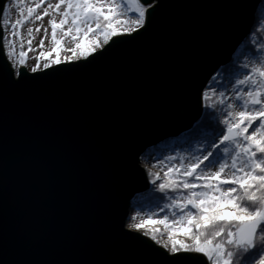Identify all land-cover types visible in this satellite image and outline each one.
<instances>
[{
  "label": "water",
  "instance_id": "water-1",
  "mask_svg": "<svg viewBox=\"0 0 264 264\" xmlns=\"http://www.w3.org/2000/svg\"><path fill=\"white\" fill-rule=\"evenodd\" d=\"M259 3L155 0L138 32L18 80L0 27V264H171L124 226L130 198L150 186L139 156L200 118L205 82Z\"/></svg>",
  "mask_w": 264,
  "mask_h": 264
},
{
  "label": "snow or ice",
  "instance_id": "snow-or-ice-1",
  "mask_svg": "<svg viewBox=\"0 0 264 264\" xmlns=\"http://www.w3.org/2000/svg\"><path fill=\"white\" fill-rule=\"evenodd\" d=\"M23 0H5L0 10V27L11 31L3 37L4 54L11 64L10 74L22 78L21 69L28 59H35L31 72L48 69L61 63L87 60L102 52L116 37L131 35L144 28L155 0H35L24 14ZM42 12H38L43 5ZM17 10L13 22L10 14ZM132 12L135 18L128 16ZM50 17V49L45 50L41 38L39 53L31 47L33 28L27 29L30 37L28 52L17 56L16 44L9 37H20L18 26L27 22L42 21ZM34 17V21L32 18ZM59 17V19H57ZM122 17H127L122 19ZM42 25L35 28L41 31ZM47 35L48 28H43ZM264 29L257 28L252 35L258 59L233 65L235 72L243 73L231 83V89L219 83L216 77L203 93L211 131L204 143L193 150L187 159L171 163L175 157L159 160L151 155L145 161L155 160L152 167L164 166L163 177L153 174L151 183L162 194L156 212L147 214L129 228L142 231L164 250L171 264H195L202 254L210 264H264ZM66 38L73 46L67 47ZM62 53H70L64 54ZM224 79H227L225 77ZM224 88V91H220ZM219 118H216V114ZM159 181V183H157ZM134 214L132 219L135 220ZM162 226V228L160 227ZM166 235L167 239H164Z\"/></svg>",
  "mask_w": 264,
  "mask_h": 264
},
{
  "label": "rangeland",
  "instance_id": "rangeland-1",
  "mask_svg": "<svg viewBox=\"0 0 264 264\" xmlns=\"http://www.w3.org/2000/svg\"><path fill=\"white\" fill-rule=\"evenodd\" d=\"M263 1L264 0H262V2ZM51 2L55 3L56 0H51ZM34 3H35V0H23V3L21 4V8L23 9L25 15L27 14V8L33 7ZM4 4H5V1L3 3V6H4ZM260 5H261V3L258 4V6H257L258 9L256 8L257 10L255 12V15H254L255 19L253 22L254 25H251V27L253 26V29H250L249 34L244 37V39L242 40L240 45L235 49L230 60L227 62L228 64L225 63L223 66H220L205 82V84L201 90V106L202 107H203L204 101H205L203 98V93L207 88L212 86L210 84V81H212L214 77H216L218 79L219 83L225 84L228 89H231V83L230 82H234V80L236 78H241L242 74H243L240 72H235L233 65H238L240 63H249L250 60L254 61L255 59L259 58L260 53L257 52L255 56L253 55V53L255 52V44L253 42L256 41L258 38L256 36H253L252 33L257 28L264 29V6L259 8ZM46 6H47V4L43 5L42 8L38 9L37 11L42 12L43 7H46ZM2 9H3V7H2ZM128 16L135 18L134 14L132 12H129ZM49 18L50 17H48V16H44L42 21H35V22L30 21V22L25 23L23 26H18V30L20 31V37H11V36L9 37V39H13L15 41L17 56L19 55V52L21 51V48H20L21 43L23 44V51L28 52V47H29L28 46V40L30 39V37L27 34V29L29 27L33 28V30H34L33 36L35 38L32 39L31 47L36 49V51L35 52H28V55L30 57H35L36 55H38L39 50H40L38 46H39L41 38L45 39V50L50 49V46H51L50 45L51 28L48 25V19ZM126 18L127 17H122V19H126ZM10 19L13 22L17 19V10L16 9H13L11 11ZM57 19H59V17H57ZM32 20L34 21V17L32 18ZM38 25H42V28H41V31L39 33H36L35 28ZM43 28H48L47 35H45ZM1 29H2L1 46H2V49L4 51L3 37L8 35V33L11 31V28L9 27L7 30H5L1 27ZM261 35H264V32H262ZM260 43H264V41H260ZM65 44L67 47L73 46L70 38H66ZM64 54H70V53H62V55H64ZM35 63H36L35 59H32V58L28 59L26 69L28 71H31V67L33 65H35ZM225 77H227V79H224ZM219 90L224 91L225 89L220 88ZM205 103H206V101H205ZM212 111H213L212 109L207 108L206 113H209ZM209 118L212 119L211 116ZM216 118L217 119L219 118L218 113L216 114ZM194 125L195 124H193V126L190 128L191 130L194 128ZM200 128H202V129H200L197 132L188 133V131L190 129L182 132L185 135L183 134L181 138H179V137L168 138L169 144L166 146H160L156 143L152 147H149L142 154H140L139 165L143 168L144 171L150 170L153 174L159 173V175L161 177H163V172L167 171V168L164 166L152 167V164L155 163L156 161L155 160L145 161V159L143 157L151 155L153 157H158L159 160H165V158H167V157H175L176 159H174L171 163L178 164L179 158L181 156H183V157H185V159H187L191 154H193V150L195 148H197L200 144L205 142L204 137L208 134L209 131H211V128L209 126H205V127L202 126ZM152 178H153L152 176H150V178L149 177L147 178V183L150 185L148 189H146L142 193L134 194L130 198L131 202H130V206L128 208V213H127V216H126V219L124 222L125 227L129 228L130 223H138L140 219L146 218L147 214H149L151 212H156L157 208L155 207V205L157 203H159L162 206L164 203L167 202L166 200L158 199L162 194L156 195L155 197L151 198L148 201L145 200V198H147V196L150 195L151 191H155V186L151 183ZM157 183H159V181H157ZM137 213H140V215H137L136 219L133 220L132 216L134 214H137ZM160 227L162 228V226H160ZM131 230H133V229H131ZM142 231L143 230L137 231V232L142 234ZM145 237H147V236H145ZM164 239L165 240L167 239L166 235L164 236ZM208 263L210 264L209 261H208ZM257 264H259V261Z\"/></svg>",
  "mask_w": 264,
  "mask_h": 264
},
{
  "label": "trees",
  "instance_id": "trees-1",
  "mask_svg": "<svg viewBox=\"0 0 264 264\" xmlns=\"http://www.w3.org/2000/svg\"><path fill=\"white\" fill-rule=\"evenodd\" d=\"M260 3H261V5L259 6V8H261V7H263L264 6V1L262 2V0L260 1ZM258 9V8H257ZM256 9V10H257ZM256 10H255V12H256ZM254 19L255 18H253V21H254ZM254 25V24H253ZM251 29H253V26H252V28ZM248 38V37H247ZM246 44V43H245ZM228 64V63H227ZM223 66V65H222ZM207 112V107H206V103H205V101H204V105H203V107H202V112H201V116H200V118L194 123L195 125H194V128L191 130H189L188 131V133H191V132H197V131H199L200 129H202V128H200V127H205V126H209V121L211 120L209 117L210 116H208V113H206ZM142 193V192H141ZM139 194V193H138ZM160 193H158V192H156V191H151V193H150V195L149 196H147V198H145V200L146 201H148V200H150L151 198H153V197H155L156 195H159ZM207 259V258H206ZM258 261H259V257H257L256 258V260H255V262H254V264H257L258 263Z\"/></svg>",
  "mask_w": 264,
  "mask_h": 264
},
{
  "label": "bare ground",
  "instance_id": "bare-ground-1",
  "mask_svg": "<svg viewBox=\"0 0 264 264\" xmlns=\"http://www.w3.org/2000/svg\"><path fill=\"white\" fill-rule=\"evenodd\" d=\"M255 15V14H254ZM253 18H254V16H253ZM252 28V27H251ZM250 28V29H251ZM249 32H250V30H249ZM249 32L247 33V35L249 34ZM184 133H182L180 136H178L179 138H181L182 137V135H183ZM185 135V134H184ZM169 138H171V137H169ZM144 173H145V176H146V178H150V175H149V170H146V171H144Z\"/></svg>",
  "mask_w": 264,
  "mask_h": 264
},
{
  "label": "clouds",
  "instance_id": "clouds-1",
  "mask_svg": "<svg viewBox=\"0 0 264 264\" xmlns=\"http://www.w3.org/2000/svg\"><path fill=\"white\" fill-rule=\"evenodd\" d=\"M10 64V63H9ZM11 66V65H10Z\"/></svg>",
  "mask_w": 264,
  "mask_h": 264
}]
</instances>
